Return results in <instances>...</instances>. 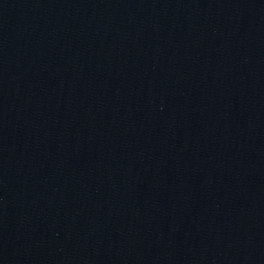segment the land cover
Returning <instances> with one entry per match:
<instances>
[{
    "label": "water",
    "instance_id": "1",
    "mask_svg": "<svg viewBox=\"0 0 264 264\" xmlns=\"http://www.w3.org/2000/svg\"><path fill=\"white\" fill-rule=\"evenodd\" d=\"M0 264H264V0H0Z\"/></svg>",
    "mask_w": 264,
    "mask_h": 264
}]
</instances>
